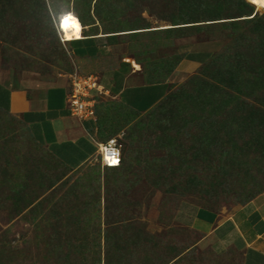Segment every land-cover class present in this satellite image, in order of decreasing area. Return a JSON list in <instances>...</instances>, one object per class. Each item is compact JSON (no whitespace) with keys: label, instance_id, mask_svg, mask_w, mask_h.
<instances>
[{"label":"rangeland","instance_id":"374dc122","mask_svg":"<svg viewBox=\"0 0 264 264\" xmlns=\"http://www.w3.org/2000/svg\"><path fill=\"white\" fill-rule=\"evenodd\" d=\"M227 1L0 0V88L96 76L93 120L122 150L117 169H68L0 107V264H207L181 206L231 212L264 194V7ZM121 62L127 86L163 88L149 111L115 94L105 67Z\"/></svg>","mask_w":264,"mask_h":264},{"label":"crops","instance_id":"0c3cea01","mask_svg":"<svg viewBox=\"0 0 264 264\" xmlns=\"http://www.w3.org/2000/svg\"><path fill=\"white\" fill-rule=\"evenodd\" d=\"M83 39L72 38L68 43ZM97 54L87 56L92 58ZM122 65L125 66L121 68ZM133 65L138 68L135 63ZM105 68L108 78L117 77L116 73L129 72L120 80L121 91L140 86L126 85L128 74L136 73L129 64L121 62L113 71ZM5 89L9 93V112L21 117L32 138L64 165L76 169L100 158L97 147L103 141L95 121L81 120L70 114L68 83L32 88L29 92ZM177 220L198 234L194 247L208 251L205 256L207 264H264V194L231 212L181 206Z\"/></svg>","mask_w":264,"mask_h":264},{"label":"trees","instance_id":"16d2710c","mask_svg":"<svg viewBox=\"0 0 264 264\" xmlns=\"http://www.w3.org/2000/svg\"><path fill=\"white\" fill-rule=\"evenodd\" d=\"M199 1V0H197ZM238 2H240L242 4V6H247V2H245V0H228L226 4H229L230 8H228V11H235ZM249 2V0H248ZM264 9V8H263ZM255 15L249 14L246 15L245 17H243V19H231L230 21L227 22H215V21H208V22H203V23H198L195 26H207V25H213V24H221V23H233L234 25H236L237 23L242 24V23H248L251 21V23H255ZM79 18V17H78ZM80 19V18H79ZM81 21V19H80ZM82 23V21H81ZM83 24V23H82ZM194 25L192 24H184L183 26H173L174 28H170V29H164V30H154V31H170V30H174V29H180V28H188V27H193ZM136 34V33H133ZM57 37V36H56ZM96 37H104V36H96ZM109 37H113V36H109ZM81 38V37H80ZM88 40L87 43L91 42V39H85ZM74 41V40H73ZM78 42L81 40H77ZM76 41V42H77ZM96 52V48L93 45L87 46V47H82L79 48L76 51V54L78 56H84V55H94V53ZM123 73V72H120ZM120 73H116L117 77L115 76V84H114V92L115 94H118L121 98L122 103L129 107L130 109L136 111V112H144V111H149L160 99H161V95L163 93V88L161 86H154V85H144L141 86L140 88H135V89H124L122 90L121 87V77ZM121 80V81H120ZM99 83L105 88V85L102 83L101 79H99ZM8 96L9 93L6 89L4 88H0V107L3 108L5 111L9 112V107H8ZM96 107H94V114H96ZM96 126H97V130H98V135L100 137V139L103 142H106L108 139L106 133L107 131L103 128L102 124H97L95 122ZM243 139V137H242ZM120 150H121V145L118 141ZM48 151V150H47ZM49 152V151H48ZM50 153V152H49ZM51 154V153H50ZM52 155V154H51ZM52 157L55 158L54 155H52ZM57 161H59L57 158H55ZM60 162V161H59ZM62 165H64L62 162H60ZM121 163H122V150H121ZM121 163L118 167H105L106 169H117L121 166ZM65 167H67L66 165H64ZM68 169H72L67 167ZM249 202V201H248ZM247 203V202H246ZM65 256H68V252L66 251Z\"/></svg>","mask_w":264,"mask_h":264},{"label":"built area","instance_id":"2783aa9c","mask_svg":"<svg viewBox=\"0 0 264 264\" xmlns=\"http://www.w3.org/2000/svg\"><path fill=\"white\" fill-rule=\"evenodd\" d=\"M103 86L94 75L79 76L71 78L67 103L70 114L81 120L93 119L95 98L93 92H102ZM98 153L102 166L118 167L121 163V150L117 138H110L106 142L98 144ZM115 157L117 163H111Z\"/></svg>","mask_w":264,"mask_h":264},{"label":"bare ground","instance_id":"6f19581e","mask_svg":"<svg viewBox=\"0 0 264 264\" xmlns=\"http://www.w3.org/2000/svg\"><path fill=\"white\" fill-rule=\"evenodd\" d=\"M256 2H258L261 6H263L264 7V0H256ZM72 25L71 24H69L68 22H67V24H66V27L64 26V28L66 29V30H68L70 27H71ZM72 28V27H71ZM73 32V30L71 31V33ZM74 33V32H73ZM71 36V35H70ZM69 37V36H68Z\"/></svg>","mask_w":264,"mask_h":264},{"label":"snow or ice","instance_id":"6c2138e0","mask_svg":"<svg viewBox=\"0 0 264 264\" xmlns=\"http://www.w3.org/2000/svg\"><path fill=\"white\" fill-rule=\"evenodd\" d=\"M110 162L113 163V164H115V163H117L118 161L116 160L115 157H113V158H111V161H110Z\"/></svg>","mask_w":264,"mask_h":264}]
</instances>
